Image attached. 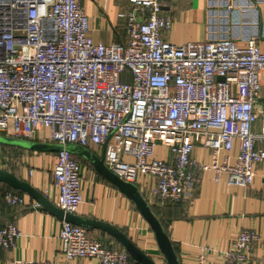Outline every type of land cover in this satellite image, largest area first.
Returning <instances> with one entry per match:
<instances>
[{
	"label": "built area",
	"instance_id": "1",
	"mask_svg": "<svg viewBox=\"0 0 264 264\" xmlns=\"http://www.w3.org/2000/svg\"><path fill=\"white\" fill-rule=\"evenodd\" d=\"M130 2L122 12L125 39L106 43L93 39L79 0H0V134L101 145L105 164L122 178L155 177L151 194L162 203L189 196L196 169L248 187L255 164L264 162V109L255 108L264 37L174 43L163 36L172 19L161 13V0ZM197 144L210 149L207 162L192 156ZM54 153L56 204L75 212L82 200L80 162L65 148ZM1 200L20 204L24 196L10 189ZM19 236L14 220L0 224V248L13 247ZM59 238L66 259L130 264L124 247L69 220L62 219ZM259 238L254 229H241L218 262L209 261L206 245L195 262L246 264ZM0 264L51 263L9 258Z\"/></svg>",
	"mask_w": 264,
	"mask_h": 264
},
{
	"label": "crops",
	"instance_id": "2",
	"mask_svg": "<svg viewBox=\"0 0 264 264\" xmlns=\"http://www.w3.org/2000/svg\"><path fill=\"white\" fill-rule=\"evenodd\" d=\"M79 2L88 14L90 33L95 41L108 43L125 39V17L122 12L131 8L130 0ZM161 13L171 16V27L163 32V36L174 43L226 36L244 42L251 36L257 39L264 37V0H161ZM262 80L255 104L257 110L264 109V75ZM253 125L258 131L259 121ZM86 146L97 155H103L101 145L90 143ZM157 152L161 157L167 153L162 146H158ZM229 154L232 163L237 154L236 141ZM76 155L81 165L82 200L74 213L119 227L158 264H167L153 230L133 201L96 171L87 159ZM54 156V151L26 153L19 165L10 171L29 181L56 204L57 189L53 184L52 173ZM192 156L197 161L207 162L210 149L197 144ZM222 157L223 154L220 160ZM125 158L133 160L131 156ZM30 168L33 169L32 173L29 172ZM196 174L197 179L189 196L178 203H162L152 196L155 177L140 173L132 181L148 203L167 207L169 220L166 233L178 246L179 263L196 264V255L201 245L210 248L209 261L218 262L222 251L232 245L238 231L246 228L254 229L260 235L253 244L246 264H264V162L255 164L253 180L248 187L228 184L225 175H222L220 181H215L212 169H196ZM6 184L0 181V224L14 220L20 236L13 247L0 248V262L15 258L46 260L51 264H99L95 257L66 259L59 238L64 218L42 208L32 195L22 190L23 203L3 202L1 195L10 190ZM85 228L91 237L107 244L122 246L100 227Z\"/></svg>",
	"mask_w": 264,
	"mask_h": 264
},
{
	"label": "water",
	"instance_id": "3",
	"mask_svg": "<svg viewBox=\"0 0 264 264\" xmlns=\"http://www.w3.org/2000/svg\"><path fill=\"white\" fill-rule=\"evenodd\" d=\"M223 78V76H219ZM0 142L22 146L34 151H58L62 148L72 153L78 154L87 159L102 176L112 182L122 193L128 196L144 219L149 223L154 232L157 244L163 253L167 264H180L178 256L172 245L169 235L164 230L159 218L151 209L148 201L141 193L138 186L114 173L105 164L103 155L99 156L91 151L86 145L77 142H67L65 144L56 141L27 139L18 136L0 134ZM0 181H3L13 188L25 191L32 195L38 205L60 217L73 223L88 227H100L111 234L129 253L131 259L139 264H158L148 253L138 246L122 229L108 222L92 219L78 215L74 212H67L63 208L53 203L42 191L32 186L29 181L18 176L13 171L0 167Z\"/></svg>",
	"mask_w": 264,
	"mask_h": 264
},
{
	"label": "trees",
	"instance_id": "4",
	"mask_svg": "<svg viewBox=\"0 0 264 264\" xmlns=\"http://www.w3.org/2000/svg\"><path fill=\"white\" fill-rule=\"evenodd\" d=\"M36 139H37V138H36ZM89 144H90V143H89ZM89 144H88V145H89ZM0 146H8V147H16V148H19V149H24V150L27 151V153L34 152L33 149H27V148H24V147H22V146H17V145H13V144L2 143V142H0ZM74 157H75L76 159H78V156H77L75 153H74ZM78 161H79V159H78ZM79 162H80V161H79ZM6 169L9 170V168H6ZM6 185H7V187H8L9 189L21 193V192H20L21 190L16 189V188H13V187H11V186L8 185V184H6ZM181 201H182V200H181ZM155 202H156V201H155ZM178 202H180V201H175V202H173V203H178ZM149 204H150L151 209H152L153 212L155 213V215L159 218V220H160V222H161V224H162L164 230L168 233V231H167V224H168V220H169V218H168V216H167V207H166L165 205H163V206H158V205H156L155 203H151V202H149ZM171 241H172V245H173V247H174V249H175V252H176L177 256H179V255H178V254H179V251H178V246H177V244L175 243L174 240H171ZM130 264H139V263H136V262L133 261V260L131 259V257H130Z\"/></svg>",
	"mask_w": 264,
	"mask_h": 264
},
{
	"label": "rangeland",
	"instance_id": "5",
	"mask_svg": "<svg viewBox=\"0 0 264 264\" xmlns=\"http://www.w3.org/2000/svg\"><path fill=\"white\" fill-rule=\"evenodd\" d=\"M37 140L46 139L45 136L36 135ZM27 153L24 149L16 147L0 146V167L13 169L17 167L22 157Z\"/></svg>",
	"mask_w": 264,
	"mask_h": 264
}]
</instances>
